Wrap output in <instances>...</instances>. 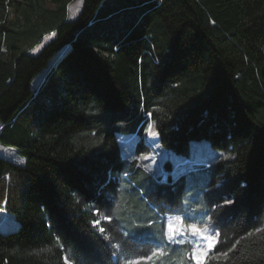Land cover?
<instances>
[{
  "label": "trees",
  "instance_id": "obj_1",
  "mask_svg": "<svg viewBox=\"0 0 264 264\" xmlns=\"http://www.w3.org/2000/svg\"><path fill=\"white\" fill-rule=\"evenodd\" d=\"M74 1L0 0V141L25 159L0 158V211L17 224L0 231V264L151 255L131 232L150 219L162 234L184 184L156 181L154 210H118L127 182L148 177L123 157L121 135L149 154V127L176 156L190 157L193 141L225 155L205 192L220 233L205 264H264V0H83L70 20ZM116 15L99 41L82 37ZM54 59L58 98L41 107L33 84ZM178 249L163 264H195Z\"/></svg>",
  "mask_w": 264,
  "mask_h": 264
},
{
  "label": "rangeland",
  "instance_id": "obj_2",
  "mask_svg": "<svg viewBox=\"0 0 264 264\" xmlns=\"http://www.w3.org/2000/svg\"><path fill=\"white\" fill-rule=\"evenodd\" d=\"M83 0H76L69 6V19L74 20L77 15L80 13L82 7ZM135 11V12H134ZM134 16L137 15L136 10H134ZM120 15H116L111 20L101 21L95 27L94 30L85 31L82 34L84 39H90L94 41H99V38H103L105 31L111 28V23L113 22H120ZM128 27V25H127ZM124 25L120 26V35H122ZM51 41V37H46L42 43L35 48L32 52L33 55H37L42 51V49ZM59 59V58H58ZM58 59H54L50 62L49 67L45 69L34 81L33 90L35 92V99L34 101L39 105L43 106L48 103H54L58 98V91H59V82L58 77L55 75V72L52 69L55 68V65ZM34 102V103H35ZM37 104H33V107H38ZM48 109H52L47 108ZM1 125V124H0ZM1 128V127H0ZM150 128V127H149ZM149 128L146 133V141L151 147V151L149 154H144L140 156H134L133 148L135 145L134 140L131 139L134 135H121V153L125 159L130 161H136L137 165H140L143 169V172L148 175V179L143 175L142 172L137 173V179L134 183L128 181L127 183L130 184V190L127 192L125 189L121 195V202L120 207L118 210H128L131 214L130 210H133L132 214L138 215L139 210H144L145 206L148 208L147 210H154L151 206L147 193L149 189H152L153 184L156 181H160L159 183L166 182L172 180L173 182L181 181L184 184V194L182 196V207L178 209V212L186 217L187 221L190 223H198L201 227L205 224L210 226L214 229L212 235H215L217 232L211 222L209 216V207L205 200V192L209 184L211 183L212 176L214 173V168L219 159L225 157L219 151L213 150L210 144L206 141L196 142L193 141L190 143V159L181 158L180 156L174 155L170 150L163 148L159 143L158 134L156 136H151L149 134ZM131 143V144H130ZM130 144V145H128ZM141 156H151L152 159L149 160H141L139 159ZM175 157V159H174ZM0 158L13 162L14 164L24 165L25 159L17 153V150L14 147L6 146L0 141ZM154 161V162H153ZM168 161H172V165L174 169L171 172V178L167 175V171L163 170L165 164ZM150 169V170H149ZM127 185L122 184V188H125ZM136 191L141 198V204L138 201H134L133 197H131L132 192ZM125 199L122 202V199ZM146 197V198H145ZM187 202V203H185ZM143 203V204H142ZM197 209H199L197 211ZM146 210V209H145ZM190 210H194L193 213H189ZM176 214H179V213ZM175 214V215H176ZM140 215V213H139ZM169 216V215H168ZM166 216V217H168ZM166 217L164 218L166 220ZM143 222L142 226H138L135 224V230H132L131 235L135 240L138 241H150L155 246L162 245L163 243V236L162 234L157 231L154 226H150L152 222ZM185 224H189L188 222L184 221ZM17 228V224H12L10 222L9 215L5 212V210L0 211V231L8 232ZM185 237H177V239H185V243H189L188 241L191 240L193 243L190 244V252L194 246V242L196 241V237L192 236L190 232L186 233ZM168 242V241H167ZM173 247V250H180L181 254L184 253L183 249H178V245L182 244H169ZM217 245V244H216ZM215 245V246H216ZM176 248V249H174ZM215 248V247H214ZM213 248V249H214ZM209 251L207 257H205V263L210 256L211 252ZM189 253H186L187 256ZM176 253H171V256H164L156 261V264L160 262L163 264L165 260H169L170 258L175 260L177 263ZM173 256H175L173 258ZM124 262V260H123ZM194 262V261H193ZM195 263V262H194ZM123 264V263H122ZM151 264V262H149Z\"/></svg>",
  "mask_w": 264,
  "mask_h": 264
},
{
  "label": "snow or ice",
  "instance_id": "obj_3",
  "mask_svg": "<svg viewBox=\"0 0 264 264\" xmlns=\"http://www.w3.org/2000/svg\"><path fill=\"white\" fill-rule=\"evenodd\" d=\"M149 134L151 136H156L157 133L149 128ZM141 160L152 159L151 156H141ZM154 162V161H153ZM150 170V169H149ZM187 203V202H185ZM226 203H231V201H226ZM199 209H197L198 211ZM105 219H110V217H105ZM185 216L182 214L170 215L166 217V225L162 229V236L168 241L169 244H184L186 233L190 232L192 236L196 237L194 246L190 253V258L195 262V264H205V257H207L209 251L215 247L219 242V232H215L212 235L214 229L208 225L201 227L198 223L185 224ZM97 224L99 221L96 222ZM151 225H149L150 227ZM101 232L104 231L103 228L100 229ZM177 237H185V239H177ZM189 243H193L191 240ZM238 243V242H237ZM119 248V245H116ZM235 247V245H233ZM231 250V249H230ZM225 257L227 252L221 253ZM115 255V253H114ZM167 255L162 245H156L152 249L151 255L141 254L124 260L123 264H156V261Z\"/></svg>",
  "mask_w": 264,
  "mask_h": 264
},
{
  "label": "crops",
  "instance_id": "obj_4",
  "mask_svg": "<svg viewBox=\"0 0 264 264\" xmlns=\"http://www.w3.org/2000/svg\"><path fill=\"white\" fill-rule=\"evenodd\" d=\"M130 144H131V143H130ZM130 144H128V145H130ZM132 154H133L134 156H136L135 153H134V151H133ZM190 156H191V155H190ZM181 158H183V157H181ZM174 159H175V157H174ZM185 159H190V157L185 158ZM129 161H130V160H129ZM131 162H132V161H131ZM171 162H172V161H171ZM173 165H174V164H173ZM173 165H172V170L174 169ZM138 168L143 169L140 165H138ZM177 212H178V211L173 212V213L170 214V215H175ZM193 212H194V210H190V211H189V213H193ZM178 213H179V212H178ZM179 214H180V213H179ZM170 215H169V216H170ZM165 221H166V220H165ZM185 221H186V223H187V222L190 223V221H187V220H186V217H185ZM165 225H166V224H165ZM178 246H179L178 248H181V247H183V246H186L187 248H188V247H189V248L191 247L189 243L182 244V245H178ZM163 247H164L165 252H166L167 254H168V252L171 253V252L173 251V247L169 245V243L167 242L166 239H165V241H163ZM179 251H180V250H176L174 253L178 254ZM188 257H190V253H189Z\"/></svg>",
  "mask_w": 264,
  "mask_h": 264
}]
</instances>
